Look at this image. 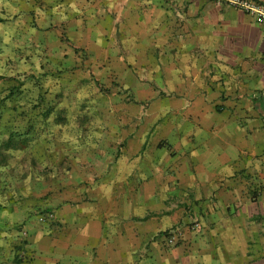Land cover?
<instances>
[{
	"label": "crops",
	"instance_id": "0c3cea01",
	"mask_svg": "<svg viewBox=\"0 0 264 264\" xmlns=\"http://www.w3.org/2000/svg\"><path fill=\"white\" fill-rule=\"evenodd\" d=\"M0 15L35 53L107 89L77 92L83 112L54 131L64 147L44 149L61 156L42 163L46 188L4 210L0 264H264V29L253 18L215 0H0ZM194 219L197 232L185 227ZM171 227L184 241L167 249Z\"/></svg>",
	"mask_w": 264,
	"mask_h": 264
},
{
	"label": "rangeland",
	"instance_id": "374dc122",
	"mask_svg": "<svg viewBox=\"0 0 264 264\" xmlns=\"http://www.w3.org/2000/svg\"><path fill=\"white\" fill-rule=\"evenodd\" d=\"M0 224H4V210L9 204L20 203L46 187L52 177L49 167L42 163L58 160L61 156L49 155L44 149L64 147L61 137L67 115L83 110L74 107L77 92L93 98L95 89L105 90L100 79L86 82L82 77L62 71L55 60L34 52L31 36L16 24L0 15ZM12 26H9V24ZM21 30V31H20ZM26 30V29H25ZM91 82V83H90ZM115 85V84H114ZM118 85V84H117ZM130 98L128 95L126 98ZM61 110L59 109V106ZM79 109V110H76ZM94 113L93 107L85 108ZM62 112V113H61ZM61 118V119H59ZM67 161V157L64 156ZM48 186V185H47ZM45 221L53 216L45 212ZM38 217V219H39ZM37 219V220H38ZM39 222V220H38ZM200 219L185 227L191 232L201 230ZM184 228L171 227L160 236L163 247L173 249L184 241Z\"/></svg>",
	"mask_w": 264,
	"mask_h": 264
},
{
	"label": "built area",
	"instance_id": "2783aa9c",
	"mask_svg": "<svg viewBox=\"0 0 264 264\" xmlns=\"http://www.w3.org/2000/svg\"><path fill=\"white\" fill-rule=\"evenodd\" d=\"M224 2L254 19L255 23L264 29V5L254 0H215ZM39 222H43V216L39 217Z\"/></svg>",
	"mask_w": 264,
	"mask_h": 264
},
{
	"label": "trees",
	"instance_id": "16d2710c",
	"mask_svg": "<svg viewBox=\"0 0 264 264\" xmlns=\"http://www.w3.org/2000/svg\"><path fill=\"white\" fill-rule=\"evenodd\" d=\"M1 21V20H0Z\"/></svg>",
	"mask_w": 264,
	"mask_h": 264
}]
</instances>
